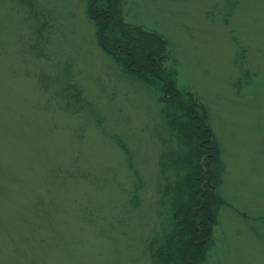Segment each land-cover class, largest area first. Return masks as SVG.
Segmentation results:
<instances>
[{"label": "rangeland", "instance_id": "374dc122", "mask_svg": "<svg viewBox=\"0 0 264 264\" xmlns=\"http://www.w3.org/2000/svg\"><path fill=\"white\" fill-rule=\"evenodd\" d=\"M26 1L37 20L0 0V264H155L182 149L159 93L101 49L85 0ZM119 1L220 147L204 264H264V0Z\"/></svg>", "mask_w": 264, "mask_h": 264}, {"label": "trees", "instance_id": "16d2710c", "mask_svg": "<svg viewBox=\"0 0 264 264\" xmlns=\"http://www.w3.org/2000/svg\"><path fill=\"white\" fill-rule=\"evenodd\" d=\"M17 1L33 11L34 20L41 16L32 1ZM85 2L101 49L126 75L155 88L161 114L182 144L171 158L181 176L171 187L170 228L152 248V259L155 264H204L217 226V209L224 204L216 191L223 164L208 110L192 92L179 88L176 70L164 66L168 43L162 36L127 23L119 0ZM40 25L42 31L45 22ZM69 90L66 98L80 104V90Z\"/></svg>", "mask_w": 264, "mask_h": 264}]
</instances>
